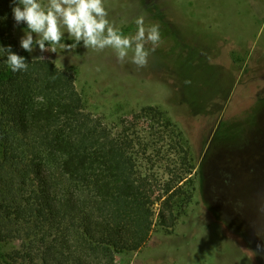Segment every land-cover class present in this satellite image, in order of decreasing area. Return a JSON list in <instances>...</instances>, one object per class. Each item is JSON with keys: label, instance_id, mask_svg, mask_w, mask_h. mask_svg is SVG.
I'll use <instances>...</instances> for the list:
<instances>
[{"label": "rangeland", "instance_id": "1", "mask_svg": "<svg viewBox=\"0 0 264 264\" xmlns=\"http://www.w3.org/2000/svg\"><path fill=\"white\" fill-rule=\"evenodd\" d=\"M103 2L120 31L137 28L140 16L146 27L160 25L146 67L132 64L131 52L120 62L112 48L82 42L56 53L37 45L31 59L56 61L75 78L86 111L109 126L158 109L197 164L194 197L175 228H161L156 216L149 243L116 263L264 264V0ZM26 27L14 31L19 45ZM62 31L61 43H74ZM3 151L0 142V160Z\"/></svg>", "mask_w": 264, "mask_h": 264}, {"label": "trees", "instance_id": "2", "mask_svg": "<svg viewBox=\"0 0 264 264\" xmlns=\"http://www.w3.org/2000/svg\"><path fill=\"white\" fill-rule=\"evenodd\" d=\"M13 6L0 0V47L29 65L12 72L0 48V264H117L149 243L156 216L175 228L197 164L154 107L113 126L88 113L72 75L20 47Z\"/></svg>", "mask_w": 264, "mask_h": 264}, {"label": "clouds", "instance_id": "3", "mask_svg": "<svg viewBox=\"0 0 264 264\" xmlns=\"http://www.w3.org/2000/svg\"><path fill=\"white\" fill-rule=\"evenodd\" d=\"M13 5L16 26H27L23 30L20 46L29 53L33 52L37 45L41 53H56L57 45L65 51H71L82 42L87 49L112 48L120 62H124L131 52L130 62L137 68H144L148 64L150 51H155L162 42L160 25L152 24L146 27L143 16L135 20V34L124 35L107 18L108 12L103 0H47L46 5H42L38 0H13ZM62 29H66L68 39L74 43H61L65 36ZM148 45H151L150 50ZM3 49L7 52L5 62L12 72L27 71L29 63L24 57L14 53L11 46ZM45 59L46 57L41 55L34 57L33 61ZM257 249L264 251V245L258 244Z\"/></svg>", "mask_w": 264, "mask_h": 264}]
</instances>
